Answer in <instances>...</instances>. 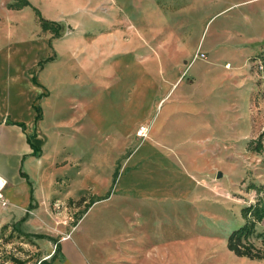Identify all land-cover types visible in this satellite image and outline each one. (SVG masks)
I'll list each match as a JSON object with an SVG mask.
<instances>
[{
  "label": "crops",
  "instance_id": "obj_1",
  "mask_svg": "<svg viewBox=\"0 0 264 264\" xmlns=\"http://www.w3.org/2000/svg\"><path fill=\"white\" fill-rule=\"evenodd\" d=\"M27 1L46 20L59 25L60 36L42 31L29 6L14 10L7 6L15 0L0 4V31L6 40L0 44V193L5 194L10 204L23 202L26 211L17 221L22 226L17 228V222L12 223L20 233L36 240H50L44 235L42 221L48 217L46 210L52 192H44L42 188L43 162L37 156L47 138L38 122L37 112L41 109L36 111L35 105L45 100L46 89L54 78L51 67L60 61L59 49L71 56L80 40L74 35L79 25L76 17L88 4L96 3L94 8L99 9L106 0ZM131 1L140 12L138 24L150 32L151 47L144 49L143 43H139L134 48L106 51L105 57L115 52L121 56L134 53L141 72L143 69L169 74L164 81L166 92L153 101L145 100L142 94L133 102L126 99L119 102L115 114H106L113 126L108 134L111 144L104 151L115 154L112 164L101 167L79 157L63 161L60 175L53 179H66L71 188L77 187L74 193L78 195L67 192L64 200L84 204L86 195H91L93 203L80 215L75 229L69 231V239L54 240L56 249L46 261L48 264H238V261L253 264L235 256L228 250L227 242L226 248L223 244L218 253L212 251L215 245L208 233L206 205L213 192L215 196L221 195L219 180L225 173L215 147L208 146L207 138L201 137L206 124H201L198 118L206 113L205 100L196 94L190 96L185 88L175 94L182 84L198 90L218 87L224 78L235 77L240 57L245 66L246 60L262 52L264 0ZM98 37L81 39L86 41L79 46L88 58L86 63L93 59V42ZM67 70L73 71L71 66L64 71ZM84 71L91 89H95V84L107 87L105 79L110 80V64L106 69L103 66L102 80L100 77L96 80L93 67ZM191 116L195 118L193 122ZM85 117L93 120L94 115L84 113L76 120ZM17 124H23L24 130ZM140 126H147L148 134L137 140ZM233 160L228 158L229 162ZM117 162L119 169L115 172ZM31 173L40 174L39 182L31 179ZM231 186V191L224 194L226 198L234 193V184ZM11 213L13 221L20 215L19 211Z\"/></svg>",
  "mask_w": 264,
  "mask_h": 264
},
{
  "label": "rangeland",
  "instance_id": "obj_2",
  "mask_svg": "<svg viewBox=\"0 0 264 264\" xmlns=\"http://www.w3.org/2000/svg\"><path fill=\"white\" fill-rule=\"evenodd\" d=\"M8 2L10 0H0V4ZM95 4L93 3L92 6L88 4L84 12L76 17L79 25L75 28L74 35L80 40L75 45L71 56L66 54L62 48L59 49V52H62L59 57L60 61L51 67L54 78L46 89L45 100L42 99L35 105L36 111L37 108L41 109L37 112V117L40 118L38 122L47 138L45 146L38 150L37 156L43 162L42 188L44 192H52L46 210L48 217L42 221L44 235L47 234L50 240L24 238L13 233L10 225L17 222L21 218L19 216L25 214L26 208L21 200L10 204L1 191L0 264H12L10 260L12 256L25 261V264H36L40 259L48 260L56 249L54 240L69 239V231L75 229L80 215L93 203L92 197L86 195L84 204L79 200H64L67 192L74 193L77 187L72 186L71 188L66 179L56 178L54 180L53 176L60 175L63 161L70 162V159L75 161L78 157L82 161L91 160L100 164L101 167L112 164L115 154L104 151L106 146L111 144L112 139L108 137V134L113 126V121L106 114H115L119 108V102H125L126 99L133 102L141 98L142 94L145 100L153 101L163 97L166 92L164 81L166 77H170L169 74L146 72L143 69L142 73L139 58L135 57L134 53L121 56L120 53L115 52L105 57L106 51L134 48L139 43H143L144 49L151 47L149 30L141 28L136 20L140 12L135 9L134 2L106 0L99 9L94 8ZM30 6L29 8L37 19L36 8ZM38 12L40 13L39 10ZM41 17L44 18L42 15ZM85 33H87L86 36H84ZM90 35L95 38L100 36V38L98 37L99 39L93 42L95 46L93 59L90 58L87 64L85 60L88 58L82 52L83 48L79 46L86 43L81 39L88 38ZM0 37V44H4L6 40L2 31H0ZM78 39L76 37V40ZM262 48V53L260 52V55L256 57L257 60L252 58L249 61L246 60L245 66L240 57L236 62L239 69L235 77L224 78L218 87L213 89L205 87L198 90L182 84L175 94L177 96L185 88L190 96L196 94L205 100L206 113L205 115L201 113L198 118L201 124L204 122L206 124L201 137L207 138L208 146L215 147L217 160L220 161L225 173L224 177L219 180L218 187L223 188V193L220 191L221 195L215 196L213 192V196L208 197L206 205L208 233L213 236L212 245L215 247L212 251L215 253H218L220 247L227 242V236L243 224L241 209L254 203L256 198L254 188L264 187V46ZM41 64L39 62L38 66ZM108 64L111 66V71L110 80L105 79L107 87L99 88L95 84V89H91L84 70L88 66L93 67L97 80L104 76L103 66L106 69ZM70 66L73 71H64ZM247 76L251 77L245 79ZM84 113L89 114V117L94 115L93 120H87L85 117L77 121L78 116ZM194 119L191 116L192 122ZM127 123L129 130L130 121L128 120ZM259 136H261V150L258 152L248 150V144L251 141H253L251 148H257ZM136 137L137 140L141 138L137 135ZM70 148L76 152H72ZM83 150L85 151L82 152ZM229 157L234 160L229 162ZM120 159L121 157L116 161ZM230 163L232 166L229 168ZM118 169L119 162H117L115 172ZM39 175L31 173L30 177L39 182ZM215 176L217 177V174ZM233 184L234 193L231 198H226L224 194L227 190L231 191ZM73 195L78 197L75 193ZM56 197L59 200H56ZM77 208L79 209L76 210ZM8 210L11 211L8 212ZM13 210L14 212L19 211L20 214L15 217L14 221L11 213ZM16 225L17 228L22 226L19 222ZM85 225L86 221L83 226ZM4 226L7 229L2 232ZM63 228L66 230H62ZM263 229L264 223L257 226L258 233H261ZM177 233L178 231L176 235ZM212 251L209 252L213 253ZM27 260L31 261L26 263ZM251 261L254 262L253 264H264V261ZM237 263L242 264L240 261Z\"/></svg>",
  "mask_w": 264,
  "mask_h": 264
},
{
  "label": "trees",
  "instance_id": "obj_3",
  "mask_svg": "<svg viewBox=\"0 0 264 264\" xmlns=\"http://www.w3.org/2000/svg\"><path fill=\"white\" fill-rule=\"evenodd\" d=\"M27 6H30V3L27 0H15L14 3L9 5V8L14 10H20ZM35 14L37 16L42 31L50 32L53 37L60 36V27L57 23L42 18L40 13L36 9ZM49 48H51V45H49ZM257 56L258 55L252 57V59L257 60ZM49 60L50 58L45 60V62ZM17 125L22 130H24L23 124ZM260 138L261 136H259V139L257 140V148H251V144L253 143V141H251L248 144V150H254L256 152L260 151ZM31 146L33 147V145ZM254 190L256 194L255 201L253 204L245 206L241 209V217L243 220V224L229 234L227 238V248L237 257H242L249 260L264 261V229L261 233L257 232V226L259 224L264 223V187H257L254 188ZM10 227L12 228L13 233H16L24 238L30 237L28 234L20 233L13 224H11ZM6 229V226H4L2 232ZM35 237L46 238V236L43 235H36ZM10 260L12 264H25V261L15 258L14 256L10 257ZM29 261L31 260H27L26 263H29ZM36 264H48V262L46 260L40 259Z\"/></svg>",
  "mask_w": 264,
  "mask_h": 264
},
{
  "label": "built area",
  "instance_id": "obj_4",
  "mask_svg": "<svg viewBox=\"0 0 264 264\" xmlns=\"http://www.w3.org/2000/svg\"><path fill=\"white\" fill-rule=\"evenodd\" d=\"M148 134V127L147 126H140L136 132V135L141 138H145Z\"/></svg>",
  "mask_w": 264,
  "mask_h": 264
},
{
  "label": "bare ground",
  "instance_id": "obj_5",
  "mask_svg": "<svg viewBox=\"0 0 264 264\" xmlns=\"http://www.w3.org/2000/svg\"><path fill=\"white\" fill-rule=\"evenodd\" d=\"M2 181V180H1ZM3 184V183H2ZM1 186V185H0ZM4 186V185H3ZM1 190V189H0Z\"/></svg>",
  "mask_w": 264,
  "mask_h": 264
}]
</instances>
